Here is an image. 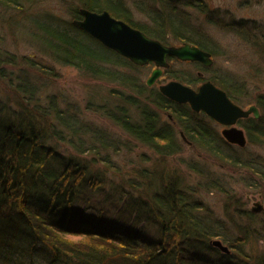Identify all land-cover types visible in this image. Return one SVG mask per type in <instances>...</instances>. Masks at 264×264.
Wrapping results in <instances>:
<instances>
[{"label":"trees","instance_id":"16d2710c","mask_svg":"<svg viewBox=\"0 0 264 264\" xmlns=\"http://www.w3.org/2000/svg\"><path fill=\"white\" fill-rule=\"evenodd\" d=\"M66 1L69 18L41 13L30 20L40 32L34 34L57 62L113 83L91 88L85 107L109 119L125 137L89 120L75 100L58 92L41 95L40 83L26 70L5 68L18 56L0 45V78L11 88L9 95L0 93V264H264V251L256 246L264 241V224L257 214L237 210L245 221L230 215L228 223L212 216L198 195L201 187L229 192L222 175L207 174L206 165L191 162V172L202 180L189 184L176 169L162 172L144 165L151 160L146 151L131 155L129 162L137 158L142 163L126 175L115 157L140 145L157 156H172L185 144L183 132L221 164L264 178L260 160L253 164L247 145L227 141L221 125L206 113L170 99L156 82L148 85L152 62L134 63L74 23L80 7L105 9L163 43L195 44L210 53L212 65L172 57L156 81L174 79L197 87L211 80L242 105L251 82L264 86V18L235 15L218 0ZM3 2L22 7L20 0ZM220 31L233 33L256 56L249 71L235 73L216 61L234 57L215 34ZM248 59L242 57L244 63ZM174 61L185 68L172 67ZM255 101L260 116L249 114L237 123L246 143L264 144V91ZM108 170L117 172L118 180L107 178ZM72 237L88 241L68 240ZM215 239L228 251L213 244Z\"/></svg>","mask_w":264,"mask_h":264},{"label":"rangeland","instance_id":"374dc122","mask_svg":"<svg viewBox=\"0 0 264 264\" xmlns=\"http://www.w3.org/2000/svg\"><path fill=\"white\" fill-rule=\"evenodd\" d=\"M0 4V45L3 48L15 53L18 56L17 63L5 65V68L18 71L19 69L26 70L40 83V94L46 95L52 92H58L64 95L66 99L77 101L86 117L102 126L107 127L112 132L120 135L122 138L125 134L121 129L113 124L109 119L103 115L85 107V101L90 94L91 88H96L99 85H110L113 83H106L103 80H95L88 75L81 72L74 66L62 64L52 58L46 50H44L38 42L39 35L34 33L38 29L32 25L30 20L36 19L37 15L49 12L52 15L59 14L63 19L69 18L68 9L66 7V0H20L21 9L18 3L3 2ZM228 3L231 10H234L235 15H252L259 18H264V0L259 3L258 0L249 1V3H237L236 0H218V2ZM24 14V15H22ZM43 17V16H42ZM27 21V22H26ZM40 34V32H38ZM218 35L220 43L228 47L229 52L233 53L230 60L227 56H221L218 63L229 65L233 72L242 74L244 71H249V64L255 61V55L248 53L247 45L240 41L237 36L230 32H215ZM40 40V39H39ZM245 53V54H244ZM247 53V54H246ZM242 57L249 58L247 63H244ZM37 60V64L30 63L28 59ZM217 64V63H216ZM219 65V64H218ZM172 67L183 69L185 66L181 62H173ZM209 74V73H208ZM244 74V73H243ZM148 77V76H147ZM251 79L254 77L251 76ZM169 79L162 81H155L156 85L164 83ZM264 86L255 88L253 83H250L249 95L243 96L241 99L243 107L247 108L250 104H255V96L257 92H263ZM0 93L11 94V88L7 85L6 81L0 78ZM162 117L165 119V113L162 112ZM239 126V124H238ZM247 145V152L249 156H255L253 161H259L260 167L264 169V144H249ZM65 147V146H64ZM139 151H146L151 157V160L143 162L147 167H158L162 172L178 170L184 177L185 181L189 184L195 185L199 180V174L191 172L190 163L194 162L202 164L206 167V172L209 174L211 171L222 175L225 180V186L229 192L225 193L222 190L213 188L212 190L204 191L203 187L198 189V195L205 201L211 210L212 216L231 221L230 215L234 218L233 221H245L237 213V210L243 212L244 210H251L256 207L255 202H260L262 209L253 211L257 214L258 221L264 224V178L256 175L254 170L243 167L230 166L228 164H221L219 160L214 159L212 156L206 154L204 151L197 148L194 144L185 143L183 148L173 154L172 156H157L155 153L144 146H136L130 150H122L121 154L115 157V160L122 163L123 174H131L132 168L137 164L142 163L139 159L133 158L131 155ZM247 154V155H248ZM142 164V165H143ZM201 165V166H202ZM208 170V171H207ZM210 171V172H209ZM107 178L115 176V181L118 180L119 174L113 170L106 172ZM94 203L102 206L101 199L94 198ZM105 205V204H104ZM81 210V208H79ZM112 221V219H109ZM108 224L111 222L107 221ZM87 242L88 238H68V240ZM257 252L264 251V241L259 239L257 244Z\"/></svg>","mask_w":264,"mask_h":264},{"label":"water","instance_id":"95a60500","mask_svg":"<svg viewBox=\"0 0 264 264\" xmlns=\"http://www.w3.org/2000/svg\"><path fill=\"white\" fill-rule=\"evenodd\" d=\"M80 18L74 23L101 42L104 46L127 57L134 63L143 65L149 62L154 64L146 83L152 85L161 75L163 68L169 65V58L201 62L205 66L213 63L208 51L199 46L183 42L180 44H166L157 38L147 35L126 21L110 14L107 10H91L79 8ZM161 93L179 103H188L192 110L203 111L212 119L222 125L220 129L223 137L240 146L246 145L244 129L238 126V119L252 114L258 118L259 110L255 104L247 108L235 103L224 89L211 80L201 82L197 87H192L181 81L169 79L158 85ZM256 207L251 210L262 209L260 202H255ZM222 251H228L226 245L220 240L212 241Z\"/></svg>","mask_w":264,"mask_h":264},{"label":"bare ground","instance_id":"6f19581e","mask_svg":"<svg viewBox=\"0 0 264 264\" xmlns=\"http://www.w3.org/2000/svg\"><path fill=\"white\" fill-rule=\"evenodd\" d=\"M220 125H221V124H220ZM221 128H222V125H221ZM221 128H220V129H221ZM180 135H181L182 139L185 140V143L191 144L190 140H188V139L186 138V136L184 135L183 132H180ZM234 144L240 146V145L237 144V143H234ZM244 146H245V145H244ZM240 147H243V146H240Z\"/></svg>","mask_w":264,"mask_h":264}]
</instances>
